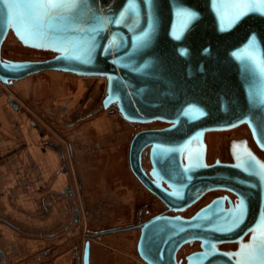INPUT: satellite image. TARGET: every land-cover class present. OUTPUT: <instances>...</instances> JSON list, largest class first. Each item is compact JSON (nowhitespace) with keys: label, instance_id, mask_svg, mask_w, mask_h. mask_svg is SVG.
<instances>
[{"label":"water","instance_id":"water-1","mask_svg":"<svg viewBox=\"0 0 264 264\" xmlns=\"http://www.w3.org/2000/svg\"><path fill=\"white\" fill-rule=\"evenodd\" d=\"M31 2L0 0L3 83L45 70L103 77L105 109L114 107L127 122L166 123L138 130L129 143L130 167L150 192L174 211L212 190L239 196L237 203L216 197L189 217L158 214L143 222L136 244L142 263L182 264L179 249L199 242L202 249L189 255L187 264H264L248 260L250 249L258 256L264 244V161L250 151L231 163H208L205 139L208 131L247 124L264 150L262 0H243L248 10L239 18L234 0H79L54 28L36 26ZM9 33L21 45L52 55L2 56ZM224 242L240 247L223 250ZM81 257L79 264H90V239Z\"/></svg>","mask_w":264,"mask_h":264},{"label":"crops","instance_id":"crops-1","mask_svg":"<svg viewBox=\"0 0 264 264\" xmlns=\"http://www.w3.org/2000/svg\"><path fill=\"white\" fill-rule=\"evenodd\" d=\"M31 77L12 85L23 87V95L31 107L35 111V107L45 110L40 113L43 117L15 101L0 86V249L10 264H27L35 257L38 260L40 249L49 247L51 242L59 243L73 230L76 209L80 212L77 185L81 187L87 212L93 208L91 199L112 189L106 185L105 171H94L96 177L100 176V182L89 188L87 184L92 183L89 175L80 173L83 157L90 160L97 155L112 154L109 140L116 137L114 133L118 130L110 122L111 117L103 113L87 125L74 127L79 120L73 114L77 96H65L66 82L52 81V94L43 96L46 83L41 77ZM11 97L18 104L17 108L10 102ZM64 105L66 110L61 107ZM65 111L70 112L67 117L71 126L67 144L62 141L65 133L61 127L43 124L45 120L63 121ZM105 120L107 123L101 125ZM133 134L129 133L128 144ZM52 141L54 144H50ZM129 173L141 186L131 167Z\"/></svg>","mask_w":264,"mask_h":264},{"label":"rangeland","instance_id":"rangeland-1","mask_svg":"<svg viewBox=\"0 0 264 264\" xmlns=\"http://www.w3.org/2000/svg\"><path fill=\"white\" fill-rule=\"evenodd\" d=\"M8 37L6 38L7 41L4 43L5 49H3V52L11 58H43L46 56L43 53L47 54L46 51L44 52L41 50L21 49L22 45L13 35ZM50 54L52 55V53ZM56 73L60 75H55ZM29 77L30 76L25 78ZM36 77L37 79L41 77L46 83L44 90H42L43 96L52 94L50 88H52V81L54 78L66 82V87L63 88L65 96H77L73 114L76 115L79 120L75 121L74 127L87 125L88 121H93L103 113H106L111 117L110 119H112V121L110 122L115 124L118 132L115 131L114 135L116 137L109 140V143L111 142L113 146V148H111L112 154L107 153L103 157L97 155V158L90 160L85 156L82 158L81 162L83 165L91 167V170L88 171L89 169L81 165L80 173L86 176L89 175L92 181V183L90 182V184H87L88 188L100 182V176L96 177L94 171L98 173L105 171L107 173L106 185H108L109 188L112 187V189L104 193H98L95 198L91 199L93 208L89 209L90 212H87L82 197L81 187L79 188V185H77V199L80 205L81 221L75 222L73 230L65 234L62 241L60 240L59 243L57 241L54 243L51 242L52 244L49 243V247H43L38 251V260L37 257H35L33 260L27 262V264H60V262L62 264H79L82 260L81 256L84 242L87 239H90L93 243L92 264H134V262L139 259L136 254V244L139 236L138 228L122 231V233H108L102 236L94 234V231L105 227L126 225L135 222L137 219V210L140 207H150L153 211H157L162 207L161 203L157 202L154 204L157 198L151 195L148 190H144L142 185L140 186L137 184L129 173V144L127 138L129 133H136L138 130L130 126L114 107L105 109L102 106V99L106 90L105 78L98 76H79L69 72H60L59 70L43 71L33 74L31 78L36 79ZM77 82H80V86ZM0 86L8 94L12 95L15 101L19 102L24 107L30 108L33 112H38V114L45 111L40 107H35L37 110L35 111V109L31 107L30 101L28 102V98L23 95V87L16 84L8 85L1 80ZM78 88L79 92L77 91ZM61 107H64V110H66L65 105ZM69 113L70 112L66 113L65 111V118L63 121H43L44 126L61 127L65 133L64 140L62 141L66 144L68 143L67 133L71 128L67 117ZM40 115L43 117L42 114ZM91 123L92 122L89 124ZM95 126L97 125L95 124ZM117 133L120 134L118 135ZM212 135L213 134H210V137H212ZM222 143L223 140L221 139H211L212 155L218 153L220 148L219 145ZM224 152L227 153L226 147H224ZM145 158L147 159L148 156H145ZM93 189L95 190L96 188ZM125 197L128 198L127 201L124 200ZM208 198L209 197H205L202 202L206 201ZM149 201L150 204H147ZM149 214L150 213L147 211L144 212L145 217L149 216Z\"/></svg>","mask_w":264,"mask_h":264},{"label":"flooded vegetation","instance_id":"flooded-vegetation-1","mask_svg":"<svg viewBox=\"0 0 264 264\" xmlns=\"http://www.w3.org/2000/svg\"><path fill=\"white\" fill-rule=\"evenodd\" d=\"M8 36L10 37L11 34L9 33ZM7 36V37H8ZM8 37V38H9ZM7 41V40H5ZM5 43V42H4ZM2 48V56L6 58H11L7 55L4 54ZM21 49H31L28 47H25L22 45ZM45 52V51H44ZM46 56L43 58H12V59H44L48 58L51 56L49 52L43 53ZM84 81V79H83ZM132 126L133 128L135 127L137 130L141 129H148V128H161L166 125V123L161 122V121H154L150 123H132V122H127ZM156 123H161V124H156ZM138 126V127H137ZM135 133V132H133ZM210 134H213L212 137H210ZM223 135V137H222ZM221 139L223 140V143L219 145V151L217 154L212 155V149H211V139ZM205 139L207 142V162L208 163H214L216 160H219L221 162H234L236 157L240 154L243 153H248V152H253L258 156V158L262 161H264V150L261 149L256 142L254 141L252 137L251 130L249 129L247 124H240L236 127H232L229 129H224V130H213V131H208L205 135ZM224 147L227 149V153L224 152ZM147 156V154H146ZM143 165L144 168L149 171L151 167V163L149 158L143 159ZM141 185L144 187V190H148L142 183ZM148 192H150L148 190ZM151 195H153L155 198H157L155 203H161L162 207L157 210L153 211L150 207H140L137 210V219L133 223H129L126 225H116L112 227H105L101 228L99 230H95L94 234H97L99 236H102L104 234L108 233H122V231H128L132 228H138L139 225H141L143 222L148 220L149 218L158 215V214H167V215H176V214H181L183 216L189 217L192 216L194 213H196L201 207L209 203L211 200H213L216 197L219 196H228L234 203H237L239 201V196L230 191V190H212L204 194L197 202L189 206L183 211H174L170 209L156 194L150 192ZM205 197H209L206 201L202 202V200ZM147 204H150V201L147 202ZM226 206H229V201H226ZM147 211L149 216L145 217L144 212ZM138 231V230H137ZM250 236V233L246 234L243 238V241L245 242L248 240ZM223 250L227 251H235L240 247V243L238 242H224L220 244L219 246ZM201 245L199 242H193V243H185L178 251L177 253V259L182 263V264H187V257L191 255L192 253L201 250ZM3 256L5 260L3 259ZM92 259H93V243L91 241V260L90 264H92ZM0 264H10L8 261V258L5 256L4 251L0 249ZM21 264H26V263H21ZM134 264H146L142 263L140 259H138Z\"/></svg>","mask_w":264,"mask_h":264},{"label":"snow or ice","instance_id":"snow-or-ice-1","mask_svg":"<svg viewBox=\"0 0 264 264\" xmlns=\"http://www.w3.org/2000/svg\"><path fill=\"white\" fill-rule=\"evenodd\" d=\"M79 0H33L29 3V14L32 16L38 28H54L58 19L70 17L73 13L72 10L77 7ZM239 7L236 13V18L246 14L247 5L243 0H234ZM264 3V0H262ZM264 70V62L261 64ZM254 250L250 249L248 260L259 259L264 261V244L259 248V255L252 254Z\"/></svg>","mask_w":264,"mask_h":264},{"label":"bare ground","instance_id":"bare-ground-1","mask_svg":"<svg viewBox=\"0 0 264 264\" xmlns=\"http://www.w3.org/2000/svg\"><path fill=\"white\" fill-rule=\"evenodd\" d=\"M8 36V35H7ZM7 38V37H6ZM6 40V39H5ZM5 40H4V42H5ZM4 42H3V44H4ZM2 48H3V45H2ZM45 71H48V70H45ZM40 72H43V71H40ZM40 72H38V73H40ZM61 72V71H60ZM37 74V73H36ZM55 75H60L59 73H56ZM55 75H54V77H55ZM28 77V76H27ZM53 79V78H52ZM58 79V78H57ZM59 80V79H58ZM53 81H57L56 79H53ZM81 82V81H80ZM80 82H79V84H80ZM54 83V82H53ZM56 83V82H55ZM53 84V85H57V84ZM58 83V82H57ZM106 121H108V120H105V121H103L102 123H101V125H105L107 122ZM137 177V176H136Z\"/></svg>","mask_w":264,"mask_h":264},{"label":"built area","instance_id":"built-area-1","mask_svg":"<svg viewBox=\"0 0 264 264\" xmlns=\"http://www.w3.org/2000/svg\"><path fill=\"white\" fill-rule=\"evenodd\" d=\"M80 221H81V216H80ZM80 221H79V222H80Z\"/></svg>","mask_w":264,"mask_h":264}]
</instances>
